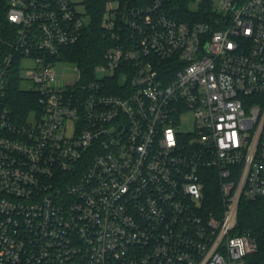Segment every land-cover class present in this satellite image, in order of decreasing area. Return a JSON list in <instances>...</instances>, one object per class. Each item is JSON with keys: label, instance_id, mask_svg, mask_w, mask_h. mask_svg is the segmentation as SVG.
Segmentation results:
<instances>
[{"label": "built area", "instance_id": "obj_1", "mask_svg": "<svg viewBox=\"0 0 264 264\" xmlns=\"http://www.w3.org/2000/svg\"><path fill=\"white\" fill-rule=\"evenodd\" d=\"M91 1L0 0V264H246L259 244L240 203L264 199V0H95L103 60L64 81ZM16 91L37 97L25 117Z\"/></svg>", "mask_w": 264, "mask_h": 264}, {"label": "trees", "instance_id": "obj_2", "mask_svg": "<svg viewBox=\"0 0 264 264\" xmlns=\"http://www.w3.org/2000/svg\"><path fill=\"white\" fill-rule=\"evenodd\" d=\"M90 3L89 13L93 17L92 23L85 31L82 39L76 45L70 46L67 53V59L78 64L84 70H90L96 64L102 62L106 45L103 28L100 25L102 4L97 3L95 0ZM181 6L184 8L183 10H186L189 4L184 2ZM174 16L178 19H186L181 12L174 13ZM197 18L202 20V15H198ZM0 21H3V19L1 18ZM15 96L14 103L23 114L22 117L27 116L36 107V95L16 91ZM219 198L218 184L211 179V183L205 192V202L210 210H213L219 204ZM238 228L240 232H250L259 244L258 251L245 258L246 264H264V199L241 201Z\"/></svg>", "mask_w": 264, "mask_h": 264}, {"label": "rangeland", "instance_id": "obj_3", "mask_svg": "<svg viewBox=\"0 0 264 264\" xmlns=\"http://www.w3.org/2000/svg\"><path fill=\"white\" fill-rule=\"evenodd\" d=\"M80 2V0H79ZM191 7H199L200 4L190 2L189 6ZM77 10L82 13L85 16V19L88 21L87 16V5L79 3L77 4ZM29 64H31V61H28ZM77 67L76 63L70 62L67 58L63 61L57 62V72H58V78L63 79L64 81H71L74 82L78 78V72L75 70ZM106 75V72H97L96 76L98 78H104ZM177 131L183 135L192 134L195 132V126H194V119L190 112H187L183 115V117L180 120V123L177 127Z\"/></svg>", "mask_w": 264, "mask_h": 264}]
</instances>
